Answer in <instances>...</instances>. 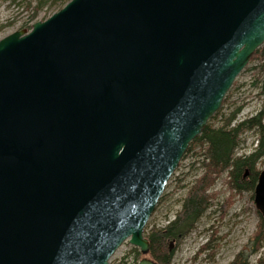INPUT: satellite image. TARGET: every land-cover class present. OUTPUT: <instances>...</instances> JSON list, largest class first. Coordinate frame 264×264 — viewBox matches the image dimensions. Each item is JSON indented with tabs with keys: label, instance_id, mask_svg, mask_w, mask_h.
<instances>
[{
	"label": "water",
	"instance_id": "95a60500",
	"mask_svg": "<svg viewBox=\"0 0 264 264\" xmlns=\"http://www.w3.org/2000/svg\"><path fill=\"white\" fill-rule=\"evenodd\" d=\"M263 43L264 0H68L1 38L0 264H158L144 227Z\"/></svg>",
	"mask_w": 264,
	"mask_h": 264
},
{
	"label": "rangeland",
	"instance_id": "374dc122",
	"mask_svg": "<svg viewBox=\"0 0 264 264\" xmlns=\"http://www.w3.org/2000/svg\"><path fill=\"white\" fill-rule=\"evenodd\" d=\"M38 5L39 10L34 20H30ZM58 8L59 5H52L50 0H0V39L14 31L30 30L33 23L47 19L60 9ZM257 63L256 60L249 59L234 79L223 99L224 102L222 101L219 109L208 120L209 126H220L236 109L238 112L230 125L255 116L260 110L264 111V94L253 86L257 77ZM241 138L242 142L236 150V155L252 152L257 142L256 131L248 130ZM185 153L166 183L144 227L145 237L153 228L162 229L175 219L188 189L203 173V167L197 162L195 154L185 156ZM256 167L259 170L264 168V156ZM226 177L227 175L223 174L208 190L213 197L211 205L194 228L178 244L173 243L171 246L172 240L170 241L169 247L173 250L170 264H230L240 252L248 264H257L258 258L264 256V241L260 249L253 250L254 245L258 244L254 235L261 217L255 207L253 191L231 190ZM205 241H209L210 245L202 251ZM133 247L139 251L138 247L128 241L123 242L111 256L110 264H136L132 258Z\"/></svg>",
	"mask_w": 264,
	"mask_h": 264
},
{
	"label": "trees",
	"instance_id": "16d2710c",
	"mask_svg": "<svg viewBox=\"0 0 264 264\" xmlns=\"http://www.w3.org/2000/svg\"><path fill=\"white\" fill-rule=\"evenodd\" d=\"M50 2L52 5L58 4L60 8L67 0H50ZM38 8L39 5L35 7L30 20H34ZM250 60L258 62L255 66L257 77L253 86L259 88L260 93L264 94V44L254 51ZM237 112L238 109L232 111L224 123L218 127L207 124L203 131L189 143L185 156L195 154L197 162L203 167V173L188 189L181 210L175 219L162 229L153 228L146 235L149 241L148 257L158 264H170L173 255V250L169 249L170 241L175 239L174 244H178L194 228L199 218L211 205L213 197L208 190L223 174L227 175L226 182L231 190L251 192L254 190L260 173L256 164L264 156V111L260 110L255 116L230 125ZM252 129L257 133L255 149L248 154L236 155V150L242 142V134ZM254 238L258 244L254 245L253 250L257 251L264 241L262 216ZM209 245V241L202 245V251L209 248ZM131 251L133 262L136 263L141 253L134 247ZM230 264L248 263L246 258H242V252H240L235 255ZM257 264H264V256L258 258Z\"/></svg>",
	"mask_w": 264,
	"mask_h": 264
},
{
	"label": "flooded vegetation",
	"instance_id": "af4514ba",
	"mask_svg": "<svg viewBox=\"0 0 264 264\" xmlns=\"http://www.w3.org/2000/svg\"><path fill=\"white\" fill-rule=\"evenodd\" d=\"M174 241H175V239H172V241H171V242H172V244H170L171 246L173 245ZM170 248H171V247H170Z\"/></svg>",
	"mask_w": 264,
	"mask_h": 264
}]
</instances>
